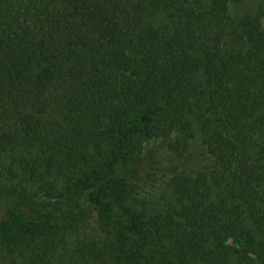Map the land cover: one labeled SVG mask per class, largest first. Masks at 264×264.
Instances as JSON below:
<instances>
[{
  "label": "trees",
  "instance_id": "16d2710c",
  "mask_svg": "<svg viewBox=\"0 0 264 264\" xmlns=\"http://www.w3.org/2000/svg\"><path fill=\"white\" fill-rule=\"evenodd\" d=\"M0 262L264 264V0H0Z\"/></svg>",
  "mask_w": 264,
  "mask_h": 264
},
{
  "label": "rangeland",
  "instance_id": "374dc122",
  "mask_svg": "<svg viewBox=\"0 0 264 264\" xmlns=\"http://www.w3.org/2000/svg\"><path fill=\"white\" fill-rule=\"evenodd\" d=\"M6 213H9V205L4 202V201H0V220L6 215ZM2 257V260L0 262V264H6V259Z\"/></svg>",
  "mask_w": 264,
  "mask_h": 264
}]
</instances>
